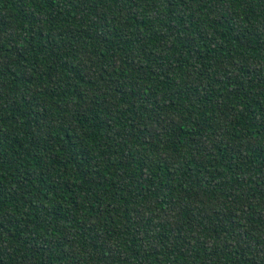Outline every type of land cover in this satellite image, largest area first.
<instances>
[{
  "label": "trees",
  "instance_id": "obj_1",
  "mask_svg": "<svg viewBox=\"0 0 264 264\" xmlns=\"http://www.w3.org/2000/svg\"><path fill=\"white\" fill-rule=\"evenodd\" d=\"M0 264H264V0H0Z\"/></svg>",
  "mask_w": 264,
  "mask_h": 264
}]
</instances>
